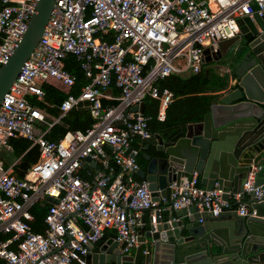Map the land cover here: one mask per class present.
I'll return each mask as SVG.
<instances>
[{
  "label": "built area",
  "instance_id": "2783aa9c",
  "mask_svg": "<svg viewBox=\"0 0 264 264\" xmlns=\"http://www.w3.org/2000/svg\"><path fill=\"white\" fill-rule=\"evenodd\" d=\"M38 1L0 0V67L21 41ZM262 13L264 0H54L39 43L0 104V153H13V139L38 151L22 178L13 171L18 160L6 164L0 158L1 264H86L108 230L123 255H140L148 264L151 251L138 232L144 212L154 223L155 213L181 205L213 217L231 208L222 190H205L195 174L168 185L167 198L153 200L147 182L134 178L138 155L153 136L148 118L132 108L150 98L158 102L156 120L173 121L177 98L158 82L201 73L204 49L238 35L239 19ZM68 56L87 80L77 96L70 93L75 77L64 68ZM44 84L65 94L56 117L32 102L44 103ZM82 101L89 102L88 127L47 140ZM261 169L253 167L243 191L231 195L240 216L254 215L244 197L264 201V183L254 186ZM44 202V229L34 233L31 209Z\"/></svg>",
  "mask_w": 264,
  "mask_h": 264
},
{
  "label": "water",
  "instance_id": "95a60500",
  "mask_svg": "<svg viewBox=\"0 0 264 264\" xmlns=\"http://www.w3.org/2000/svg\"><path fill=\"white\" fill-rule=\"evenodd\" d=\"M53 5L54 0L38 1L21 41L0 67V104L39 43ZM237 24L238 35L202 54L205 65L223 67L229 65L227 55L245 56L232 76L233 85L228 82L224 91L212 95L202 120L186 124L178 139L165 143L155 135L156 152L144 157L140 177L155 201L168 197V185L178 186L181 178L195 174L205 190H222V200L228 202L243 191L259 159L254 154L264 148V13L243 17ZM144 106L142 102L132 111L143 113ZM76 109L88 110L89 102H79ZM263 183L259 175L254 180L255 187ZM248 203L254 212L249 217L234 211L213 217L184 205L155 213L154 223L142 216L139 241L150 248V264H264V201ZM116 238L110 245L92 246L86 264H134L121 253Z\"/></svg>",
  "mask_w": 264,
  "mask_h": 264
},
{
  "label": "trees",
  "instance_id": "16d2710c",
  "mask_svg": "<svg viewBox=\"0 0 264 264\" xmlns=\"http://www.w3.org/2000/svg\"><path fill=\"white\" fill-rule=\"evenodd\" d=\"M208 66L209 65H204L201 73L197 75H173L158 82L159 88H167L176 98H179L180 107L178 106V115H175L177 117L174 118L173 121L162 124L156 120L158 111L157 102L150 98H146L144 100L145 110L143 115L148 118L147 125L150 132L156 131L164 139L170 142L181 136L186 124L202 120L203 115L208 111L212 100V96L206 94L213 92L212 90L218 91L226 88L229 81L228 75H217L213 69H208V73H206L205 71ZM65 69L76 77V83L70 93L72 95H78L80 88L87 83V80L84 78L79 64L73 57L65 62ZM42 90L45 94V101L54 107L59 106L61 101L65 98L63 94L51 86L43 85ZM39 106L45 108V110L52 116L57 115L56 108L51 109L43 105ZM90 122L91 119L88 112L73 110L67 115L63 124H56L51 128L47 140L56 141L67 130L84 131ZM14 147L16 148V146ZM19 149L20 151L23 150V152L28 150L21 158L20 166L25 170L37 160V148H30L29 142L22 139L20 141ZM138 161L139 160L137 159V163ZM140 161L141 163L143 162L141 159ZM261 167L260 174H264V163ZM243 200L247 203L248 197H244ZM232 204L234 203L230 202V205ZM47 207V204L42 203L35 205L31 209V214L33 216L31 227L34 233H40L44 229L43 220ZM11 249H13V246ZM136 259L137 264H142L143 258L140 255L137 256Z\"/></svg>",
  "mask_w": 264,
  "mask_h": 264
},
{
  "label": "crops",
  "instance_id": "0c3cea01",
  "mask_svg": "<svg viewBox=\"0 0 264 264\" xmlns=\"http://www.w3.org/2000/svg\"><path fill=\"white\" fill-rule=\"evenodd\" d=\"M71 57L72 56H68L67 57V59L65 60V62H67V60L68 59H71ZM74 58V57H73ZM75 60V59H74ZM76 61V60H75ZM65 62H64V68H65ZM77 62V61H76ZM210 66H217L216 64H213V65H209V67H207V70L208 69H211V67ZM229 66V67H228ZM228 66H226L225 67V74L224 75H228L229 76V83L231 84V85H233V83H234V81H233V77H232V71L233 70H235V68H236V66H234L233 64H230L229 63V65ZM66 70V69H65ZM184 75H186V74H184ZM193 75V74H192ZM74 76V75H73ZM221 76V75H220ZM223 76V75H222ZM75 77V76H74ZM75 80H76V77H75ZM75 83H76V81H75ZM44 85H48V86H51V87H53L54 89H56L57 91H59L61 94H63L64 95V97H65V94L59 89V88H57V87H55L54 85H52V84H44ZM75 85V84H74ZM43 86V85H42ZM84 86V85H83ZM82 86V87H83ZM74 87V86H73ZM81 87V88H82ZM80 88V89H81ZM213 92H209V93H207L206 95H210V96H212V95H214V94H217V93H219V91H216V90H212ZM222 91H224V89H222ZM79 92H80V90H79ZM108 94L110 95V96H113V97H116L117 95H118V92H117V90L116 89H111L109 92H108ZM75 96H77V95H75ZM145 100V99H144ZM32 102L33 103H35L37 106H39V105H43V106H48L47 108H56V111H57V115L56 116H58V114H59V111H58V106L57 107H54V106H52V105H49L46 101H45V94H44V103H37V102H35L34 101V99H32ZM144 102V104H145V101H143ZM157 102V101H156ZM177 103H178V106L180 107V102H179V98H177ZM103 104L105 105V104H112V101H110V100H105V101H103ZM157 105H158V102H157ZM45 109V108H44ZM73 110H77L76 109V107H75V109H73ZM72 110V111H73ZM144 110H145V106H144ZM77 111H84V110H77ZM84 112H88V110H86V111H84ZM143 113H144V111H143ZM49 114V113H48ZM88 114H89V112H88ZM183 114V113H182ZM49 115H51V114H49ZM52 116V115H51ZM56 116H54V117H56ZM90 116V115H89ZM91 119V118H90ZM160 123V122H159ZM60 124H63V123H60ZM163 124V123H162ZM45 126H40V128L42 129V128H44ZM54 127V126H53ZM51 130V129H50ZM49 130V131H50ZM150 131V130H149ZM152 133V139L151 140H149V141H147V142H145L144 143V147H143V149L140 151V153H139V155H138V165H139V168H140V171H139V173L138 174H136L135 175V180H137V181H140V180H142L141 179V177H140V172H141V169H143L144 167H145V164H146V162H145V159H144V157L147 155V154H150V155H154L155 154V152H156V145H157V141H156V139H155V135H159L161 138H163L158 132H156V131H154V132H151ZM48 134H49V132L46 134V139H47V136H48ZM22 139H13L12 141H11V145H13L12 147H13V153H17L18 154V157H17V159L16 160H18V163H17V165L14 167V169H13V171H14V174L18 177V178H22L23 177V175H24V173L27 171V169L32 165V164H34V163H32L27 169H25V170H23L22 169V167L20 166L21 165V158L24 156V154L28 151V150H25L24 152H23V150H21L20 151V141H21ZM163 140H164V142L165 143H167V142H169L168 140H166V139H164L163 138ZM137 143H138V140L136 139V140H133V142H132V144L134 145V146H137ZM14 146H16V148L14 147ZM16 149H18V150H16ZM29 149V148H28ZM37 154H38V151H37ZM10 156V155H9ZM9 156H6V155H4L3 153H0V158L6 163V164H11L12 162H14V161H10L7 157H9ZM254 159H256V157L257 158H259L258 159V161H257V163L255 164V166H252V168L253 167H257V166H262V164L264 163V148L262 149V150H260L258 153H255L254 154ZM37 159H38V155H37ZM140 159L143 161L142 163H141V161H140ZM259 176L260 177H264V174H260L259 173ZM198 181H199V185L201 186V187H203L201 184H200V180H199V178H198ZM204 188V187H203ZM249 200L250 199H248L247 201L249 202ZM229 202H233L232 201V196L230 197V200H229ZM42 204V203H41ZM43 204H47V203H43ZM48 205V204H47ZM235 208H236V206H235V204H232L231 205V208H229V209H226V211H228V212H231V211H234L235 210ZM143 216L148 220V218L150 217V215H149V213L148 212H144L143 213ZM141 228V227H140ZM140 228H139V230H138V232H140ZM114 235H115V233L113 232V231H110V230H108V231H106L105 232V235H104V237H103V239L100 241V243H98V244H96L95 246L96 247H98V246H100V245H103V244H107V245H110L112 242H114L115 241V239H114ZM136 258H135V260H134V264H137V262H136ZM148 262V264H150V260H148L147 261ZM145 263V260L143 259V262H142V264H144Z\"/></svg>",
  "mask_w": 264,
  "mask_h": 264
},
{
  "label": "flooded vegetation",
  "instance_id": "af4514ba",
  "mask_svg": "<svg viewBox=\"0 0 264 264\" xmlns=\"http://www.w3.org/2000/svg\"><path fill=\"white\" fill-rule=\"evenodd\" d=\"M245 60V56L243 57L242 55L240 56V54L236 55V54H233V55H227L225 58H224V61H228L229 63L233 64L234 66H236L235 70L232 71V76L234 73H237L239 72L240 70V66L242 65V63L244 62ZM218 66H221V65H218Z\"/></svg>",
  "mask_w": 264,
  "mask_h": 264
},
{
  "label": "rangeland",
  "instance_id": "374dc122",
  "mask_svg": "<svg viewBox=\"0 0 264 264\" xmlns=\"http://www.w3.org/2000/svg\"><path fill=\"white\" fill-rule=\"evenodd\" d=\"M209 67V66H208ZM211 69L214 70V72L217 74V75H224L225 74V67L223 66H210ZM18 157V154L17 153H12L9 157H7L10 161H15Z\"/></svg>",
  "mask_w": 264,
  "mask_h": 264
}]
</instances>
